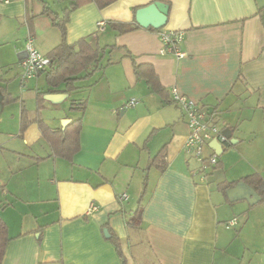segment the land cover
I'll use <instances>...</instances> for the list:
<instances>
[{
    "label": "crops",
    "instance_id": "1",
    "mask_svg": "<svg viewBox=\"0 0 264 264\" xmlns=\"http://www.w3.org/2000/svg\"><path fill=\"white\" fill-rule=\"evenodd\" d=\"M153 1L104 8L89 1L70 13L69 44L89 37L93 47L115 49L64 93L48 71L22 81L20 62L30 35L46 55L61 43L53 18L71 0H0V94L14 98L0 116V213L10 235L2 264H123L105 229L120 238L126 264H264L262 195L252 184L256 204L227 192L252 174L264 182V0H162L170 5L163 28L112 27L134 22V7ZM162 30L184 32L186 56L164 49ZM134 61L154 66L164 94L137 78ZM173 86L232 130L222 150L207 147L219 164L206 175L187 152L189 128ZM29 92L36 102L43 92L40 110L38 102L28 108ZM132 98L137 104L120 112ZM23 105L29 122L21 132ZM38 112L53 131L81 119L79 149L62 156ZM123 193L129 198L120 201ZM144 194L141 225L130 226ZM92 204L98 208L89 213Z\"/></svg>",
    "mask_w": 264,
    "mask_h": 264
},
{
    "label": "trees",
    "instance_id": "2",
    "mask_svg": "<svg viewBox=\"0 0 264 264\" xmlns=\"http://www.w3.org/2000/svg\"><path fill=\"white\" fill-rule=\"evenodd\" d=\"M94 1L101 8H104L116 0H71V3L66 9L63 16H54L53 22L60 27L62 32L61 43L48 55L51 58V64L48 69L43 70L47 72L48 82L50 85L59 87L62 84L65 88L62 90L64 93H70L77 88L76 82L81 78L82 72H87L90 65H95L96 69L100 68L102 58L105 52L110 50V52L115 49L114 46L105 47L100 49V47H93L89 41V37H83L78 42L74 44H69L66 39L67 29L66 25L69 21L70 13L83 3ZM166 2V1H164ZM167 3V2H166ZM169 4V3H168ZM139 7H134V11ZM112 27L120 33L128 32L134 30L140 25L134 20L132 23H120L112 24ZM132 56L130 52L127 53ZM135 73L138 79H145L151 87L160 94H164L165 88L162 85L158 74L154 66L150 63H136L134 61ZM41 72V73H43ZM4 103L8 104L14 101V98L10 94L5 96ZM43 100V92L38 93L37 102L39 105ZM39 126L43 130V133L48 137L54 144L55 149H59L57 145L61 147L60 152L62 156H66L76 152L80 147L79 134L81 129V119L70 123L64 131H53L49 129L41 120L40 114L36 117ZM28 113L25 106H22V127L21 132L24 131L28 125ZM56 145V146H55ZM219 164V163H218ZM247 184H252L255 189H257L262 195L264 200V182L259 174H252L245 177L243 180ZM232 183H222L220 188L227 190ZM145 199V194L141 197L140 204L138 208L134 211L130 217L127 219V223L130 226L138 227L142 222V212H143V202ZM261 199V200H262ZM108 240H110L115 246L123 260V264H126L125 257L121 248L120 238L110 232ZM10 241L9 227L5 219L0 213V264H2L8 243Z\"/></svg>",
    "mask_w": 264,
    "mask_h": 264
},
{
    "label": "built area",
    "instance_id": "3",
    "mask_svg": "<svg viewBox=\"0 0 264 264\" xmlns=\"http://www.w3.org/2000/svg\"><path fill=\"white\" fill-rule=\"evenodd\" d=\"M105 23L99 22V28L103 29ZM160 38L164 49L173 52L179 58L186 56V52L182 50L180 43L184 38V32L179 30H162ZM51 64V58L39 51L34 45V37L30 35L26 40L25 56L20 62L22 80L27 81L37 77L40 72L47 69ZM172 101L181 108L189 128V134L186 140L187 152L194 154L200 161L198 171L202 175H206L208 170L213 169L218 164V154L213 150L207 153L206 149L213 140L221 143L228 141L223 133V129L218 124V112L206 109L199 101H196L188 95L182 93L177 86L171 87ZM137 99L132 98L119 107V111H126L137 104ZM204 177V176H202ZM129 198L127 193L119 196L120 201ZM97 205L92 204L88 212L97 210ZM238 219L234 218L228 226H235Z\"/></svg>",
    "mask_w": 264,
    "mask_h": 264
},
{
    "label": "water",
    "instance_id": "4",
    "mask_svg": "<svg viewBox=\"0 0 264 264\" xmlns=\"http://www.w3.org/2000/svg\"><path fill=\"white\" fill-rule=\"evenodd\" d=\"M170 5L162 0H156L152 3L139 7L135 12L136 22L144 28L161 29L168 21ZM52 97L63 96L61 94L50 95ZM4 97L0 94V116L4 108ZM223 133L227 138H232V130L227 127L223 130ZM214 149L222 150L223 143L218 140H213V143L209 144ZM228 196L232 200H237L240 198H246L251 204H256L261 200L255 189H253L249 184L244 181H240L235 187L230 188L228 191ZM107 237L110 236L108 229L104 230Z\"/></svg>",
    "mask_w": 264,
    "mask_h": 264
},
{
    "label": "rangeland",
    "instance_id": "5",
    "mask_svg": "<svg viewBox=\"0 0 264 264\" xmlns=\"http://www.w3.org/2000/svg\"><path fill=\"white\" fill-rule=\"evenodd\" d=\"M108 53H110V50L108 51ZM21 78H22V76H21ZM22 81H24V80H22ZM42 84H43V86H47L45 82H43ZM17 85H18V87L20 86V82L19 81H18V84ZM33 88L35 90V88H38V87L34 86ZM16 94L19 95V93H16ZM26 96H27L26 99H25L26 100V104H27L28 108H31V110H33L32 108L34 106H36V104H37L36 99H35V92H29ZM6 113H7V110L3 112V116ZM131 204L133 205V201H131Z\"/></svg>",
    "mask_w": 264,
    "mask_h": 264
}]
</instances>
